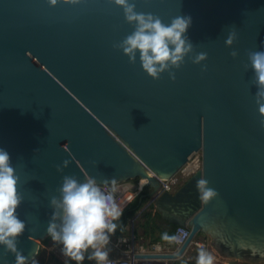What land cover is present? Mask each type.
<instances>
[{
    "label": "water",
    "instance_id": "obj_1",
    "mask_svg": "<svg viewBox=\"0 0 264 264\" xmlns=\"http://www.w3.org/2000/svg\"><path fill=\"white\" fill-rule=\"evenodd\" d=\"M128 2L165 25L191 17L192 50L158 79L138 50L124 53L137 25L115 0H0V148L19 177L17 249L27 263L37 255L64 176L140 177V198L191 228L177 251L146 256L178 258L203 234L224 257L264 260V96L249 59L264 51V0ZM202 176L218 193L206 204ZM15 260L0 244V264Z\"/></svg>",
    "mask_w": 264,
    "mask_h": 264
},
{
    "label": "clouds",
    "instance_id": "obj_2",
    "mask_svg": "<svg viewBox=\"0 0 264 264\" xmlns=\"http://www.w3.org/2000/svg\"><path fill=\"white\" fill-rule=\"evenodd\" d=\"M56 0H51L55 4ZM124 8L125 19L129 23H136V30L123 41V51L129 55L130 61L135 60V52L140 53L142 68L154 79L169 67V63L179 67L185 55L192 50L191 43H186L185 33L191 24L190 16H177L170 25L162 23L158 16L151 13L135 11V5L128 0H115ZM231 34L226 44H231ZM233 56L235 52L231 53ZM206 57L200 53L194 60L199 63ZM252 68L255 71L257 97L264 96V51L249 53ZM259 111L264 115V104ZM68 162L64 161L67 166ZM60 170L59 166H57ZM19 177L11 165L10 154L0 148V244L5 245L7 251L15 254V264H27V257L16 247V238L23 234L25 222L16 215V209L21 203L17 193ZM209 181L203 176L196 181L198 199L208 203L218 195L217 191L207 187ZM117 181L110 184L105 182L98 185L92 177H87L80 183L71 176L63 177L60 188L62 199L53 197L51 204L60 211L53 212L47 233L52 241L62 245L63 256L81 264L85 254L96 264H108L109 251L107 245L110 236L115 233L117 224L123 214V208L117 201ZM59 219V224L56 220ZM32 264H37L33 259ZM198 264H212V257L201 252Z\"/></svg>",
    "mask_w": 264,
    "mask_h": 264
},
{
    "label": "crops",
    "instance_id": "obj_3",
    "mask_svg": "<svg viewBox=\"0 0 264 264\" xmlns=\"http://www.w3.org/2000/svg\"><path fill=\"white\" fill-rule=\"evenodd\" d=\"M144 186L145 184L140 180H130L117 184V188L120 189L124 187H131L133 189L141 187L143 189ZM142 209L127 220L124 232L119 233L120 228L117 227L115 233L110 236V242L107 245V249L110 250L109 256H121L126 253L127 249H132L135 252L136 264H172L173 260L184 257L190 258L198 251H202L196 245H191L187 249L186 253L178 258H158L146 256V254L158 252H156L153 247L154 243L152 242V237L145 235V231L140 225L143 220L142 214H140ZM205 237L206 236L202 234L198 235L197 239L203 240ZM159 243L162 244L163 250L166 252H174L177 249V246L173 243H163L161 241ZM208 254L211 255L212 258L215 256L210 250H208ZM218 260L220 259L218 258Z\"/></svg>",
    "mask_w": 264,
    "mask_h": 264
},
{
    "label": "trees",
    "instance_id": "obj_4",
    "mask_svg": "<svg viewBox=\"0 0 264 264\" xmlns=\"http://www.w3.org/2000/svg\"><path fill=\"white\" fill-rule=\"evenodd\" d=\"M136 180H139L140 177L135 178ZM148 191V186L145 185L144 188L141 190V192L135 197V199L123 210V214L120 217L119 220L115 221L117 224V227H119V233L125 231V225L127 220L134 216L140 209L142 214V222L141 227L145 231V235L152 237V242H163V243H173V235L174 231L177 227L176 224L170 223L167 220L161 219V213L156 208L154 201L150 199L149 196H144L142 199L140 198L142 193H146ZM201 235V234H200ZM50 236H47L46 238L41 240L42 243H48L50 240ZM40 244V249L37 254H39L42 251V245ZM91 249H89V252L85 254V260L81 262V264H96L95 260H89L87 257L91 254ZM201 252L204 251H198L195 253V255L191 256L190 258H180L177 260H173L172 264H198L199 255ZM205 253V252H204ZM59 261V264H77L76 261L70 260L67 258L66 261ZM44 260L40 259L38 260L39 264H43ZM223 262L218 259H212V264H222ZM246 264L245 262H243ZM242 263V264H243ZM27 264H32L31 262Z\"/></svg>",
    "mask_w": 264,
    "mask_h": 264
},
{
    "label": "built area",
    "instance_id": "obj_5",
    "mask_svg": "<svg viewBox=\"0 0 264 264\" xmlns=\"http://www.w3.org/2000/svg\"><path fill=\"white\" fill-rule=\"evenodd\" d=\"M141 190H142L141 187L138 189H133L131 187H124L121 189L118 188V191L116 193L117 201L120 204V206L123 208V210L135 199V197L141 192ZM190 232H191L190 227L186 225H177L173 235V244L177 246V249L175 251H177L180 248V246L185 242ZM191 245H196L201 250L208 249V247L211 245V241L210 239H203V240L197 239L196 236L190 241V243L184 250L183 254L186 253L187 249ZM153 247L155 251L158 253L166 252L163 250V246L159 242L157 243L155 242L153 244ZM108 264H136L135 252L132 249H127L124 255L108 256Z\"/></svg>",
    "mask_w": 264,
    "mask_h": 264
},
{
    "label": "rangeland",
    "instance_id": "obj_6",
    "mask_svg": "<svg viewBox=\"0 0 264 264\" xmlns=\"http://www.w3.org/2000/svg\"><path fill=\"white\" fill-rule=\"evenodd\" d=\"M206 236V235H205ZM205 239H210L208 236ZM41 244V241H40ZM42 251L33 258L37 264L38 260L43 259V264H59L58 260L66 261L67 257L63 256L61 249L62 245L52 241L50 238L48 243H42ZM208 250L212 251V254L215 255L213 258H219L221 261L225 260L224 256L220 254V252L211 244L208 249H202L206 254H208ZM33 259L30 261L32 263ZM62 261V262H63ZM245 262L246 264H264V260H241L239 264ZM29 263V262H28ZM244 264V263H243Z\"/></svg>",
    "mask_w": 264,
    "mask_h": 264
},
{
    "label": "bare ground",
    "instance_id": "obj_7",
    "mask_svg": "<svg viewBox=\"0 0 264 264\" xmlns=\"http://www.w3.org/2000/svg\"><path fill=\"white\" fill-rule=\"evenodd\" d=\"M224 261L222 264H239V262L243 259H239L236 257H224Z\"/></svg>",
    "mask_w": 264,
    "mask_h": 264
}]
</instances>
